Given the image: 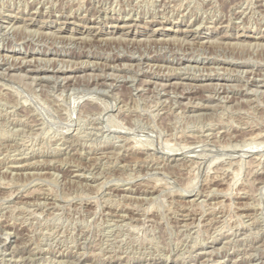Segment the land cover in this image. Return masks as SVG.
Returning <instances> with one entry per match:
<instances>
[{
    "label": "rangeland",
    "instance_id": "1",
    "mask_svg": "<svg viewBox=\"0 0 264 264\" xmlns=\"http://www.w3.org/2000/svg\"><path fill=\"white\" fill-rule=\"evenodd\" d=\"M0 57V264H264V0H0Z\"/></svg>",
    "mask_w": 264,
    "mask_h": 264
},
{
    "label": "bare ground",
    "instance_id": "2",
    "mask_svg": "<svg viewBox=\"0 0 264 264\" xmlns=\"http://www.w3.org/2000/svg\"><path fill=\"white\" fill-rule=\"evenodd\" d=\"M106 3V2H105ZM164 4H165V2H164ZM166 6V5H165ZM239 14V13H238ZM25 15V14H24ZM160 15V14H159ZM57 16V15H56ZM166 16V15H165ZM156 17V16H155ZM27 19V18H26ZM64 21V20H63ZM62 21V22H63ZM11 25V24H10ZM25 25V24H24ZM14 26V25H13ZM39 26V25H38ZM121 26V25H120ZM129 26V25H128ZM192 26V25H191ZM170 29V28H169ZM41 31V30H40ZM55 32V31H54ZM126 32V31H125ZM226 34V33H225ZM229 34V33H228ZM56 35V34H55ZM186 35V34H185ZM237 36V35H236ZM249 36V35H248ZM260 36V35H259ZM70 37V36H69ZM79 38H81V37H79ZM100 38V37H99ZM115 38V37H114ZM121 38V37H120ZM123 38V37H122ZM192 38V37H191ZM190 38V39H191ZM222 38V37H221ZM88 39V38H87ZM101 39V38H100ZM60 40H62V39H60ZM75 40V39H74ZM121 40H123V39H121ZM57 41V40H56ZM70 41V40H69ZM137 42V41H136ZM72 43V42H71ZM90 43V42H89ZM260 43V42H259ZM257 44V43H256ZM56 45V44H55ZM259 45V44H258ZM262 46V45H261ZM56 47V46H55ZM251 47H252V45H251ZM257 48V47H256ZM89 49V48H88ZM70 50V49H69ZM91 50V49H90ZM6 57V56H5ZM9 57V56H8ZM1 58V57H0ZM21 58V57H20ZM11 59V58H10ZM36 59V58H35ZM40 59V58H39ZM48 59V58H47ZM53 59H55V58H53ZM29 60V59H28ZM33 60V59H32ZM42 60V59H41ZM51 60H52V58H51ZM59 60V59H58ZM61 60V59H60ZM13 61V60H12ZM17 61V60H16ZM45 61H46V59H45ZM56 61V60H55ZM66 61V60H65ZM33 62V61H32ZM47 62H48V60H47ZM28 63V62H27ZM36 63H37V61H36ZM42 63H43V61H42ZM236 63V62H235ZM14 65V64H13ZM22 65V64H21ZM63 65V64H62ZM94 65V64H93ZM186 65V64H185ZM72 66V65H71ZM192 66V65H191ZM35 67V66H34ZM74 67V66H73ZM58 68V67H57ZM71 68V67H70ZM36 69V68H35ZM51 69V68H50ZM187 69V68H186ZM28 70H29V68H28ZM27 70V71H28ZM37 70V69H36ZM59 70V69H58ZM72 70V69H71ZM177 70V69H176ZM216 70H218V69H216ZM225 70V69H224ZM178 71V70H177ZM205 71V70H204ZM40 72V71H39ZM216 72V71H215ZM218 72V71H217ZM107 73V72H106ZM211 73V72H210ZM188 74V73H187ZM51 75V74H50ZM112 75V74H111ZM198 75V74H197ZM102 76V75H101ZM152 76V75H151ZM186 76V75H185ZM26 77V76H25ZM42 77V76H41ZM43 77H44V75H43ZM112 77V76H111ZM31 78V77H30ZM38 78V77H37ZM40 78V77H39ZM46 78V77H45ZM57 78V77H56ZM61 78V77H60ZM98 78V77H97ZM104 78V77H103ZM181 78V77H180ZM35 79V78H34ZM51 79V78H50ZM66 79H67V77H66ZM96 79V78H95ZM106 79V78H105ZM43 80V79H42ZM68 80H69V78H68ZM58 81V80H57ZM64 81H65V79H64ZM150 81V80H149ZM146 82V81H145ZM152 82V81H151ZM58 83V82H57ZM149 84V83H148ZM179 84V83H178ZM218 84V83H217ZM164 85V84H163ZM223 85V84H222ZM112 86V85H111ZM165 86V85H164ZM218 87L219 86H221V85H217ZM224 86V85H223ZM216 87V86H215ZM218 90V89H217ZM220 92V91H219ZM225 97V96H224ZM230 99V98H229ZM227 100V99H226ZM24 186V185H23ZM36 189V188H35ZM23 191V190H22ZM35 191V190H34ZM39 191V190H38ZM10 192V191H9ZM28 192V191H27ZM33 193V192H32ZM13 195V194H12ZM9 196H10V194H9ZM5 197V196H4ZM31 197V196H30ZM28 198V197H27ZM37 198V197H36ZM4 199V198H3ZM30 203V202H29ZM1 233V232H0ZM21 238V237H20ZM24 238V237H23ZM22 243V242H21ZM253 243V242H252ZM262 244H263V242H262ZM16 245V244H15ZM259 246V245H258ZM3 248V247H2ZM215 248V247H214ZM253 248V247H252ZM262 248V247H261ZM7 249V248H6ZM255 249V248H254ZM4 250V249H3ZM24 251V250H23ZM201 252V251H200ZM199 252V253H200ZM213 252V251H212ZM7 253V252H6ZM205 253V252H204ZM203 253V254H204ZM12 254V253H11ZM36 254V253H35ZM209 254V253H208ZM255 254V253H254ZM64 255V254H63ZM246 255V254H245ZM30 257V256H29ZM198 258V257H197ZM253 258H255V257H253ZM2 259V258H1ZM30 259H32V258H30ZM18 260V259H17ZM16 260V261H17ZM35 261V260H34ZM77 261V260H76ZM250 261V260H249ZM54 262V261H53ZM69 263V262H68ZM73 263V262H72ZM248 263V262H247ZM59 264H61V263H59ZM254 264V263H253Z\"/></svg>",
    "mask_w": 264,
    "mask_h": 264
}]
</instances>
